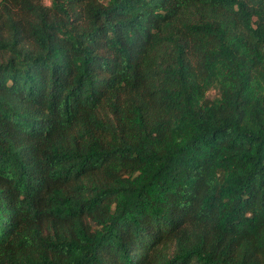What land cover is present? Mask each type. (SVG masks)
I'll return each instance as SVG.
<instances>
[{"label": "trees", "instance_id": "16d2710c", "mask_svg": "<svg viewBox=\"0 0 264 264\" xmlns=\"http://www.w3.org/2000/svg\"><path fill=\"white\" fill-rule=\"evenodd\" d=\"M0 264H264V0H0Z\"/></svg>", "mask_w": 264, "mask_h": 264}]
</instances>
